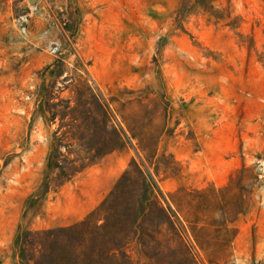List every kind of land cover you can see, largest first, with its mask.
<instances>
[{"label":"rangeland","instance_id":"1","mask_svg":"<svg viewBox=\"0 0 264 264\" xmlns=\"http://www.w3.org/2000/svg\"><path fill=\"white\" fill-rule=\"evenodd\" d=\"M99 102L125 148L32 227L83 220L142 156L175 231L156 215L159 259L136 239L133 264H164L172 237L179 264H264V0H0V264L55 133L71 131L63 152L99 145Z\"/></svg>","mask_w":264,"mask_h":264},{"label":"trees","instance_id":"2","mask_svg":"<svg viewBox=\"0 0 264 264\" xmlns=\"http://www.w3.org/2000/svg\"><path fill=\"white\" fill-rule=\"evenodd\" d=\"M87 110L93 113L91 109ZM96 110L101 138L99 145H88L85 155L74 154L70 149L67 152L61 150L64 144L71 145L64 143L70 130L61 135L55 133L42 181L26 199L23 223L9 246L10 254L6 252L1 259L10 256L12 264H133L129 248L136 239L141 240L147 255L159 259L157 253L146 251L149 248L148 237L157 239L158 232L154 229L156 215L160 218L159 224L168 223L174 227L166 208L158 200H151V183L145 169L151 176L152 173L142 156L141 162L132 159L111 192L83 220L48 228L31 226L42 212L50 193H58L88 167L99 163L110 153L125 148L126 140L111 124L107 105L99 102ZM141 146L146 151L147 146L143 141ZM145 156L152 164L155 156ZM147 218L152 219L153 227H143V221ZM172 242H175L174 237L167 238L163 249L164 262L179 264V244L173 247ZM182 247L187 260L189 251L184 244Z\"/></svg>","mask_w":264,"mask_h":264},{"label":"crops","instance_id":"3","mask_svg":"<svg viewBox=\"0 0 264 264\" xmlns=\"http://www.w3.org/2000/svg\"><path fill=\"white\" fill-rule=\"evenodd\" d=\"M103 197V196H102Z\"/></svg>","mask_w":264,"mask_h":264}]
</instances>
